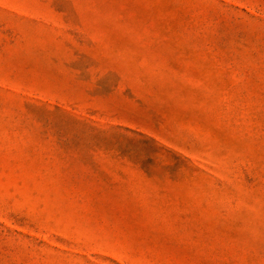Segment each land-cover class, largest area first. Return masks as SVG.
<instances>
[{
	"label": "rangeland",
	"instance_id": "1",
	"mask_svg": "<svg viewBox=\"0 0 264 264\" xmlns=\"http://www.w3.org/2000/svg\"><path fill=\"white\" fill-rule=\"evenodd\" d=\"M0 264H264V0H0Z\"/></svg>",
	"mask_w": 264,
	"mask_h": 264
}]
</instances>
